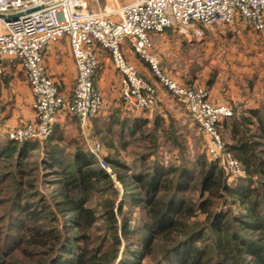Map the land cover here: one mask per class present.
<instances>
[{"label": "trees", "instance_id": "1", "mask_svg": "<svg viewBox=\"0 0 264 264\" xmlns=\"http://www.w3.org/2000/svg\"><path fill=\"white\" fill-rule=\"evenodd\" d=\"M114 112L108 119L121 136L146 118ZM71 117L79 132L78 118ZM222 128L229 130L226 147L243 175L230 177L204 156L196 166L153 160L115 174L126 196L117 202L110 173L85 140L70 139L68 150L61 145L63 126L55 123L44 139L0 140V203L7 204L0 218L13 229L0 233V264H264V110L233 113ZM37 148L40 169L27 159ZM106 158L111 168H126ZM48 175L58 187L46 197L37 185L38 176ZM94 193L102 199L92 203ZM125 202L140 209L139 223L124 215L129 208L117 219ZM120 234L128 244L115 262Z\"/></svg>", "mask_w": 264, "mask_h": 264}, {"label": "built area", "instance_id": "2", "mask_svg": "<svg viewBox=\"0 0 264 264\" xmlns=\"http://www.w3.org/2000/svg\"><path fill=\"white\" fill-rule=\"evenodd\" d=\"M0 15V73L17 61L32 95V117L9 127L5 134L8 139L46 138L61 112L76 116L84 131L103 104L96 81L99 48L108 53L120 73L127 107L152 110L158 90L126 58L122 48L126 41L204 131L206 155L217 160L230 177L245 173L221 137V121L234 113L233 107L211 101L203 86L180 82L160 71L150 34L174 28L185 37L201 38L205 27L218 24L244 25L264 32V0H131L112 11H91L86 0H0ZM62 37L68 38L76 67L69 95L61 92L44 63V49ZM87 146L97 163L110 172L100 155L101 147H91L90 141Z\"/></svg>", "mask_w": 264, "mask_h": 264}, {"label": "rangeland", "instance_id": "3", "mask_svg": "<svg viewBox=\"0 0 264 264\" xmlns=\"http://www.w3.org/2000/svg\"><path fill=\"white\" fill-rule=\"evenodd\" d=\"M130 1L131 0H86V6L89 10L91 9V11H93V8H96L94 10L98 11L109 6L113 8L117 6L116 8H120L122 5ZM231 26H234V32L235 34H238V36L230 41H225L223 44L220 41L207 39H202V41L200 39L199 42H197L198 40L187 41L185 39H181L177 44L171 41H169V43L166 41H158L156 43L150 38L151 50L156 53L159 58L158 67L160 68V71L174 76L175 78L184 80L185 82L183 83L200 86H204L202 85L204 79L205 81L212 79V81H217L219 83H225L229 80L240 83L243 76L245 78L251 77L255 80L260 79L264 83V32L256 31L257 36L253 37L250 35L251 32L248 27L240 30V25ZM193 39L198 38L193 37ZM124 53L126 58L137 66L143 77L146 78L145 74H143L146 70V72L153 76L152 79H157L147 62L138 54L134 53L131 48L130 50L128 49L127 53ZM109 62V73L113 72L115 76H120V73H118L111 60H109ZM0 75H2L1 77L3 78L2 79L0 77L2 92L4 94L2 99H0V140L4 142L7 140L6 135L4 136V134H6L5 129H8L9 127L7 128V125L5 124V117H3V113L6 111L8 106L12 105V102L15 104L18 90H12L5 85L4 81H6L8 76L4 73H0ZM157 83L160 84L159 81ZM98 85L100 88L102 87L101 84ZM101 91L103 94V104L100 114L103 113L105 107H111V109L115 107L114 111L118 110V112H121V109L112 105L113 103H119L121 108V99L125 105L124 98L121 94L122 86L120 88L119 84V89L117 90L119 94L114 93L116 96L112 97H110V95H113V92H111V94H105L106 90L103 88H101ZM256 92L257 95L264 94V89ZM108 99H112L111 102H107ZM106 103L109 106H105ZM231 106L233 107L234 113L238 114L243 112L239 109V107H234L233 104ZM127 109L130 112H134L133 109L129 107H127ZM141 112L144 113V117L146 118L139 124L138 130L129 134L123 133L122 136L119 132L120 126L118 123L113 124L112 120L108 119L105 114L102 115L105 116L103 120L99 119L91 124L85 135L81 132V130L79 132L77 131L76 124H73L72 127L70 126L64 128L66 132V139L61 142V145H68L67 150L72 146V144L69 143L70 139H78L79 141L84 139L86 146L89 141L91 147H96L97 145L100 146V155L103 156L106 161L107 155V157L125 163L126 168L123 170L119 167L111 168L109 165V173L113 181L112 188H114L111 198L114 199L115 202L122 198H126L123 191V183L119 181L115 175L118 172H128L135 166L148 164L153 160L161 161L166 165H179L182 161H187L193 166H196L197 160L201 156L210 159L206 155V135L204 131L194 121L190 113L183 107V105H181L175 98L174 100H171V102H162L159 95L152 110H142ZM101 121H104V123ZM229 134V130L225 128L221 129V137L225 144L231 141ZM87 150L90 151L88 146ZM40 157V149L37 148L30 152L27 157L30 167H38V169H40ZM37 175H39V173ZM47 177L48 178L46 179H40V176H38L39 180L37 188L39 192L44 194L46 197H49L50 191L58 187V184L51 183L52 177L50 175ZM1 185L2 184H0V186ZM94 194V198L91 201L92 203L96 201L95 196L97 200L102 199L98 193ZM6 206L7 204L5 202L0 203L1 215H3L2 211ZM128 208L131 212L124 214L123 211ZM232 209L237 210L239 209V206L233 205ZM140 212L141 211L138 207L125 202L122 206V212L117 213V219L119 220V218H121L124 214L130 217L132 224H137L141 220ZM4 219L5 217L0 218V233L2 231H9L8 233H12L11 231L13 229L11 230V226L8 227L4 224ZM97 224L99 227L97 231H100L104 225L103 219L98 218ZM10 242L11 240L8 243ZM127 244L128 242L126 238L120 234L118 244L119 250L117 252V257L114 260L115 262L121 258V251L123 250L124 245ZM143 263L152 264V260L147 259L146 262L144 261Z\"/></svg>", "mask_w": 264, "mask_h": 264}, {"label": "crops", "instance_id": "4", "mask_svg": "<svg viewBox=\"0 0 264 264\" xmlns=\"http://www.w3.org/2000/svg\"><path fill=\"white\" fill-rule=\"evenodd\" d=\"M117 7V6H116ZM116 7H105L106 10L112 11L117 10ZM88 9V7L86 6ZM96 8H93V11ZM91 10V9H90ZM104 10V9H103ZM102 11V10H98ZM240 30L246 29L247 27L244 25H240ZM249 28V27H248ZM164 32L161 33H151V39L154 42H164L166 41L169 43V41L177 44L179 40L185 39L187 41L192 40H198L197 42L202 41V39L207 40H216L220 41L222 44L225 43V41H230L231 39L238 36V34H235L234 26L231 25H217L214 28L213 27H205L204 28V35L201 38L193 39L188 38L182 35L180 32H178L174 28H166ZM250 29V35L253 37L257 36L256 30ZM255 31V32H253ZM244 33V32H243ZM249 35V34H248ZM127 42L124 41L122 43V48L124 52L127 53L128 47ZM98 57H99V66L97 68V82L98 84H101L103 89H105V94L113 92V95L111 94L110 97L116 96L115 94H119L117 91L119 89V80L120 76L114 75L113 72L109 73V56L108 53L99 48L98 49ZM44 63L46 66L47 73L56 81L59 89L61 92H63L65 95L71 94L73 87H74V81H75V75H76V67L74 64V59L70 50V45L67 37H62L58 41H55L48 45L44 49ZM148 64V63H147ZM140 69V68H139ZM141 71V69H140ZM119 73V72H118ZM8 78L6 79L5 85H7L12 90H18L17 98L15 101V104L12 102V105L8 106L6 111L3 113V117H5V124L8 127H12L13 125L17 124L25 119H29L32 117V95L30 88L26 82V76L25 73L21 67V65L18 62H11L7 64L6 70L4 72ZM146 78L150 80L157 88L160 99L163 102H171V100H174V97L172 94L169 93L168 90H166L164 87H162L160 84H158L157 79H152V75L145 70ZM120 75V74H119ZM2 75H0L1 77ZM2 78V77H1ZM1 78H0V99H2V96L4 95L2 92V84H1ZM3 79V78H2ZM180 82H185L184 80L180 78H176ZM242 81L239 82H233L232 80H229L225 83H219L217 81H212V79L206 80L204 79L203 87L206 89L208 93V98L215 102V103H228L230 105H234V107H239L243 112L250 107L260 108L264 110V94L257 95L256 91H259L261 89H264V83L260 79L255 80L253 78H243ZM223 90V91H222ZM222 91V92H221ZM255 91V92H253ZM112 99H108L107 102H111ZM126 105V104H125ZM122 99H121V108L119 106V103H113L112 106H117V108L121 109V112H118V115L121 117H128L129 119H132L135 116L144 115L141 111H135L130 112L127 109V106H125ZM105 106H109L106 105ZM106 109V110H105ZM114 109H111V107L104 108L103 113H101L99 118L93 119L88 123V126L84 129V131L81 130L79 125V130L85 133H87V130H89L91 124L93 122H96L97 120L103 118L105 116L109 117L110 115L114 114ZM105 114V116H102ZM71 114L61 112L57 116L56 124H59L60 126H63L64 128L72 127L73 124L75 125L76 122H74L73 117H71ZM131 117V118H130ZM17 122V123H16ZM7 129H5L6 131ZM1 133V132H0ZM5 136V134H4ZM89 141V139H88Z\"/></svg>", "mask_w": 264, "mask_h": 264}, {"label": "water", "instance_id": "5", "mask_svg": "<svg viewBox=\"0 0 264 264\" xmlns=\"http://www.w3.org/2000/svg\"><path fill=\"white\" fill-rule=\"evenodd\" d=\"M1 16V15H0Z\"/></svg>", "mask_w": 264, "mask_h": 264}]
</instances>
